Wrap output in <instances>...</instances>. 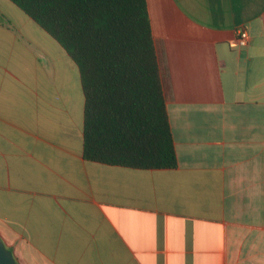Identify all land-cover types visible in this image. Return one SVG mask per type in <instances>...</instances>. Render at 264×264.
I'll list each match as a JSON object with an SVG mask.
<instances>
[{
  "label": "crops",
  "instance_id": "0c3cea01",
  "mask_svg": "<svg viewBox=\"0 0 264 264\" xmlns=\"http://www.w3.org/2000/svg\"><path fill=\"white\" fill-rule=\"evenodd\" d=\"M147 5L172 168L86 159L77 63L0 0V235L20 264H264V0Z\"/></svg>",
  "mask_w": 264,
  "mask_h": 264
},
{
  "label": "trees",
  "instance_id": "16d2710c",
  "mask_svg": "<svg viewBox=\"0 0 264 264\" xmlns=\"http://www.w3.org/2000/svg\"><path fill=\"white\" fill-rule=\"evenodd\" d=\"M12 1L79 67L84 157L133 168L175 167L147 0Z\"/></svg>",
  "mask_w": 264,
  "mask_h": 264
},
{
  "label": "water",
  "instance_id": "95a60500",
  "mask_svg": "<svg viewBox=\"0 0 264 264\" xmlns=\"http://www.w3.org/2000/svg\"><path fill=\"white\" fill-rule=\"evenodd\" d=\"M0 264H20L0 235Z\"/></svg>",
  "mask_w": 264,
  "mask_h": 264
},
{
  "label": "built area",
  "instance_id": "2783aa9c",
  "mask_svg": "<svg viewBox=\"0 0 264 264\" xmlns=\"http://www.w3.org/2000/svg\"><path fill=\"white\" fill-rule=\"evenodd\" d=\"M249 39H250V34L248 29L246 27H240L237 31V37L234 41V44L245 46L248 44Z\"/></svg>",
  "mask_w": 264,
  "mask_h": 264
}]
</instances>
